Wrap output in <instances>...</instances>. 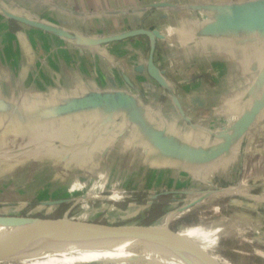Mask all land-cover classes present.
<instances>
[{"label":"crops","instance_id":"crops-1","mask_svg":"<svg viewBox=\"0 0 264 264\" xmlns=\"http://www.w3.org/2000/svg\"><path fill=\"white\" fill-rule=\"evenodd\" d=\"M248 1L255 0H0L8 12L86 40L155 32L154 63L166 81L161 87L147 74L148 37L91 46L7 19L0 9V205L21 216L33 203L26 216L46 209L49 219L47 208L118 195L110 211L124 205L129 217L140 207L137 218L148 220L149 207L195 190L198 178L264 189V22L260 28L215 21ZM191 6L205 9L203 15L185 9ZM198 70L205 73H189ZM118 93L135 98L136 120L106 108L54 116L71 101ZM253 106L259 113L240 142L206 130L210 120L234 124ZM84 127L91 128L86 136ZM117 158L105 178L102 165ZM222 225L207 226L219 237L197 242L225 264L212 240L227 235Z\"/></svg>","mask_w":264,"mask_h":264},{"label":"rangeland","instance_id":"rangeland-1","mask_svg":"<svg viewBox=\"0 0 264 264\" xmlns=\"http://www.w3.org/2000/svg\"><path fill=\"white\" fill-rule=\"evenodd\" d=\"M189 73L199 74L205 72L198 70V72L194 71ZM197 115L199 117L198 119L201 121H205L204 118L207 117L206 112H200ZM201 121H198L199 125H202ZM208 124H211V129H217L218 126L224 125L215 120L208 121ZM86 130H91V128H83V133L85 136L89 134V132L87 134ZM132 139H136L134 133L131 135L130 139L133 142ZM120 162L121 161L117 158L116 160L112 159L109 163L110 165L108 163L102 165L104 167V171L107 173L103 174V176L105 178L112 176ZM56 163L58 162L55 161L54 164L56 165ZM210 174L211 176L213 175L212 173ZM198 179L199 183H197L198 185L196 186V189L192 190L193 193H183L174 200L163 198L160 200L161 205L158 207L154 209L149 207V210L147 211H149L150 214L152 212L149 218L150 220H142L141 218H137L139 216L140 207L134 208L132 213H129L131 216H126V218L124 217V211L126 210L124 209V205H119L116 206V209L120 212L116 214L118 211L114 212L113 209L110 211V207H114L110 200H95L97 202H91L88 200L83 202L79 201L78 203L76 200H72L63 206L57 207L55 210H49V208H47V212H52L51 217L55 220L61 219L68 212L67 218L75 223L99 224L119 227L126 226L120 228V230L130 233L135 231L137 234L139 233L144 235L147 232L149 226L154 225L165 214L180 208L183 204L193 202L195 192L210 191L220 194L221 199L218 203L203 206L193 213L186 215L176 222H173L167 226L168 229L166 228L162 232L154 233L151 239L153 244L148 246L146 256L137 260L136 264H198L192 255H190L175 241L170 239L171 235H169V231L171 230L174 233L179 232L180 235L185 237V240L188 242L193 241L199 246L197 239L203 240V238H207L209 240V236L213 234L214 237L215 235L219 237V229H217L215 234L216 229L211 231V228L207 227L214 225L215 228L219 224H223L219 227L224 231L226 230L227 235L218 242V238L214 239L213 237L212 240L216 241L217 243L215 245L217 250L214 252V254L223 263L264 264V189L259 186H257L256 189L245 185H234L229 182L228 184L218 185L213 188L210 184L214 183V179H210L208 181L204 180L203 178ZM233 186L234 188H240L238 193L231 192V188ZM110 197H114V195ZM118 199H122V196H120ZM215 206L220 207V212L212 214V208ZM33 208H36V205L31 203L30 207H26L25 211L21 213V216H26V214L29 213V211ZM10 209L11 207L0 205L1 214L11 215ZM45 210L46 209L41 210L42 212L40 211L38 214H36V218H47L44 215ZM49 214H47V216H49ZM65 223L67 224V222ZM68 225L71 224L68 223ZM127 226L148 228L140 229ZM203 227H206L207 231L202 230ZM124 228L126 230H124ZM16 249L17 248L7 247L8 251H15Z\"/></svg>","mask_w":264,"mask_h":264},{"label":"bare ground","instance_id":"bare-ground-1","mask_svg":"<svg viewBox=\"0 0 264 264\" xmlns=\"http://www.w3.org/2000/svg\"><path fill=\"white\" fill-rule=\"evenodd\" d=\"M239 189L233 186L231 192L238 193ZM119 197L90 199L118 201ZM220 199L218 193L195 192L193 202L165 214L144 235L120 229L107 234L100 229L72 224L66 219L55 223L32 222L25 226L0 224V264H136L137 260L146 256L148 246L153 244L154 233L164 231L173 222L203 206L218 203ZM219 212V206L212 208V214ZM174 240L190 251L198 264H206L201 254L186 240L177 236ZM7 247L17 249L8 251Z\"/></svg>","mask_w":264,"mask_h":264},{"label":"water","instance_id":"water-1","mask_svg":"<svg viewBox=\"0 0 264 264\" xmlns=\"http://www.w3.org/2000/svg\"><path fill=\"white\" fill-rule=\"evenodd\" d=\"M168 5V4H167ZM166 4L156 5L160 7H167ZM170 6V5H168ZM0 9H2V13L7 19H10L12 21H15L17 23H20L22 25L47 32L50 34L55 35L56 37H59L61 39H64L66 41H75L82 44H89L91 46H98V45H104L109 43H115V42H121L130 38L135 37H148L151 41V47H150V54L147 62V74L148 76L156 82L159 86L165 87L166 81L163 78V72L159 70V68L154 63V46H155V37H159V35L155 32H151L144 29H136L131 31H126L122 33H118L115 35L110 36H103L99 38H93V39H82L77 35H71L68 31L58 28L54 25L47 24L43 21H39L30 17H27L25 15H18L12 12H8L5 10L1 5ZM185 9H189L191 11H194L196 14H202V11L205 10L203 8L191 6L187 7ZM5 10V11H4ZM211 11H214V8H212ZM203 15V14H202ZM216 25L217 26H223L222 23H226L229 25L232 24H238V25H244L246 27L247 25H259L261 28L264 22V0H255V1H248L242 4H239L233 11H230L226 14H222L220 17L215 18ZM263 30V29H262ZM173 101L182 117L186 121H189L190 118L187 116L186 111H184L181 107V105L177 102L176 98H173ZM135 98L125 95L124 93H118L116 95H101V94H91L89 96L83 97L77 101H71L67 104V106L59 108L53 113L54 116L62 115V114H71L78 111H82L85 109H91V108H106L109 111H117V110H125L131 115L133 120L137 119V115L134 112L135 109ZM259 106H253L252 108H249L247 112H245L239 120H237L234 124H224L218 126L216 129L207 128L206 130L212 131V135L215 137H225L227 139H230L232 136L233 139H237V141L240 142L241 137L249 131L256 119V116L259 113ZM199 125V124H198ZM127 130V129H125ZM229 143L226 144L223 148V151L227 150ZM211 186H214L213 183ZM203 192V191H201ZM184 193H193V191H187ZM58 202H52L49 203V205L57 204ZM61 219H66L68 222L75 224V225H82L89 228H96L100 229L103 232L107 234H113L116 233L118 229L126 227V226H108V225H99V224H87V223H75L70 221L67 218V214H65ZM60 219L55 220L54 218H36V217H30V216H18V215H3L0 213V224L1 225H10V226H25L29 225L32 222H47V223H55L59 221ZM127 227H134V228H140L145 229L148 227H136V226H127ZM150 227V226H149ZM170 229V228H169ZM171 231V230H170ZM172 232V231H171ZM177 236V238H185L182 235H180L179 232H172ZM99 235V234H97ZM190 246L197 251L199 254H201L202 259L204 263L206 264H220L217 259L211 255L210 253H207L205 250H203L201 247H199L196 243L193 241H189Z\"/></svg>","mask_w":264,"mask_h":264},{"label":"built area","instance_id":"built-area-1","mask_svg":"<svg viewBox=\"0 0 264 264\" xmlns=\"http://www.w3.org/2000/svg\"><path fill=\"white\" fill-rule=\"evenodd\" d=\"M213 188L216 187V186H212Z\"/></svg>","mask_w":264,"mask_h":264}]
</instances>
